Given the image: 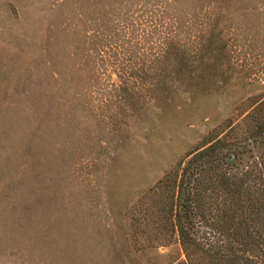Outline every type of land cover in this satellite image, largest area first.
<instances>
[{
	"label": "rangeland",
	"instance_id": "rangeland-1",
	"mask_svg": "<svg viewBox=\"0 0 264 264\" xmlns=\"http://www.w3.org/2000/svg\"><path fill=\"white\" fill-rule=\"evenodd\" d=\"M168 53L204 84L127 78ZM259 95L264 0H0V264L183 258L143 195Z\"/></svg>",
	"mask_w": 264,
	"mask_h": 264
},
{
	"label": "trees",
	"instance_id": "trees-1",
	"mask_svg": "<svg viewBox=\"0 0 264 264\" xmlns=\"http://www.w3.org/2000/svg\"><path fill=\"white\" fill-rule=\"evenodd\" d=\"M204 59L168 53L152 58L147 71L126 75L138 86H165L185 68L201 85L197 64ZM245 102L143 195L150 199L155 246L175 236L183 254L165 264H264V95Z\"/></svg>",
	"mask_w": 264,
	"mask_h": 264
}]
</instances>
